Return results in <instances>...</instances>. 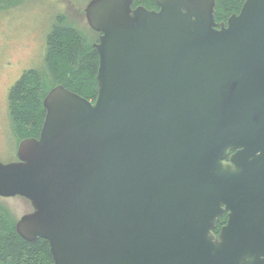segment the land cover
<instances>
[{"label":"water","instance_id":"95a60500","mask_svg":"<svg viewBox=\"0 0 264 264\" xmlns=\"http://www.w3.org/2000/svg\"><path fill=\"white\" fill-rule=\"evenodd\" d=\"M155 2L89 0L96 99L48 91L0 198L53 264H264V0Z\"/></svg>","mask_w":264,"mask_h":264},{"label":"trees","instance_id":"16d2710c","mask_svg":"<svg viewBox=\"0 0 264 264\" xmlns=\"http://www.w3.org/2000/svg\"><path fill=\"white\" fill-rule=\"evenodd\" d=\"M21 1L0 0V4L18 6ZM243 1L215 0L217 25L225 23L232 14H238ZM136 6L158 10L155 0H133L132 7ZM97 67L98 56L92 43L66 23L63 16L57 17L46 36L42 71H25L8 92V119L15 142L38 138L45 114L42 101L52 88L62 86L94 102ZM226 220V214L218 218L214 234ZM15 224L8 208L0 202V264H53L47 241L41 238L34 242L25 241L18 235Z\"/></svg>","mask_w":264,"mask_h":264},{"label":"rangeland","instance_id":"374dc122","mask_svg":"<svg viewBox=\"0 0 264 264\" xmlns=\"http://www.w3.org/2000/svg\"><path fill=\"white\" fill-rule=\"evenodd\" d=\"M89 0H22L20 5L0 4V162L17 160L8 119L7 95L28 70L42 71L46 36L63 16L65 22L95 43L98 33L86 22L84 8ZM16 222L31 212L30 203L19 196L0 198Z\"/></svg>","mask_w":264,"mask_h":264},{"label":"flooded vegetation","instance_id":"af4514ba","mask_svg":"<svg viewBox=\"0 0 264 264\" xmlns=\"http://www.w3.org/2000/svg\"><path fill=\"white\" fill-rule=\"evenodd\" d=\"M224 225H225V224H224ZM221 227H222V226H221ZM221 227H220V228H221ZM219 230H220V229H219ZM219 230L217 231L216 235H218Z\"/></svg>","mask_w":264,"mask_h":264}]
</instances>
